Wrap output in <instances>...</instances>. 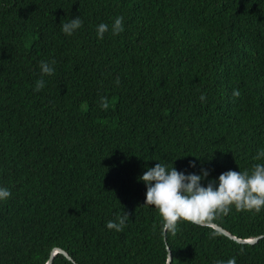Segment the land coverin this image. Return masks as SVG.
<instances>
[{
	"label": "trees",
	"instance_id": "1",
	"mask_svg": "<svg viewBox=\"0 0 264 264\" xmlns=\"http://www.w3.org/2000/svg\"><path fill=\"white\" fill-rule=\"evenodd\" d=\"M261 151L264 0H0V264H167L165 245L170 264H264V237L179 223L165 241L139 180L163 163L206 187ZM210 223L264 236V208Z\"/></svg>",
	"mask_w": 264,
	"mask_h": 264
},
{
	"label": "clouds",
	"instance_id": "2",
	"mask_svg": "<svg viewBox=\"0 0 264 264\" xmlns=\"http://www.w3.org/2000/svg\"><path fill=\"white\" fill-rule=\"evenodd\" d=\"M81 23L79 17L62 23V32L71 36L81 27ZM107 31L108 25L101 23L97 28V38L103 39ZM111 31L113 35H119L123 31V17L115 19ZM51 64L54 65L55 61ZM40 70L41 79L36 82L34 89L36 92L44 87L43 77L54 74V68L47 62H41ZM232 95L238 98L239 90H233ZM200 100L202 102L206 100L204 94H201ZM100 107L102 110L109 108L107 99H101ZM261 157H264V151L258 152L255 159L259 160ZM189 166L195 167V164ZM207 176L206 170H202L201 175H185L172 166L169 168L163 163H157L139 178L146 186L143 206H153L157 211L162 238H166L168 234L175 236L179 223L202 226L220 216L228 215L233 208L236 212L257 214L264 208V164H255L251 172L230 170L222 173L217 181H210L205 187L201 185V181ZM10 196L11 192L8 189L0 188V201H6ZM128 220V214L123 213L118 215L115 221H109L106 227L121 232ZM155 230L154 224L153 231ZM165 248L169 257L171 248L167 245ZM217 264L225 262L218 261ZM226 264H236L235 257L228 259Z\"/></svg>",
	"mask_w": 264,
	"mask_h": 264
},
{
	"label": "water",
	"instance_id": "3",
	"mask_svg": "<svg viewBox=\"0 0 264 264\" xmlns=\"http://www.w3.org/2000/svg\"><path fill=\"white\" fill-rule=\"evenodd\" d=\"M202 226H208V227H211L213 228L214 230L220 232L222 235H224L225 237L235 241L236 243L238 244H248V245H254L258 242L259 239H261L262 237L264 236H258V237H252V238H248V239H240V238H237L235 236H233L232 234H230L228 231H226L225 229H223L222 227L218 226L217 224H214V223H208V224H205V225H202ZM165 240V238H164ZM166 241V240H165ZM56 254H61L63 255L65 258H67L69 261H72L71 257L62 249H59V248H54L52 249V251L50 252V255L46 261L45 264H52L53 262V259L55 257ZM171 259H172V256H171V252L169 254V257H168V254H167V264H170L171 262Z\"/></svg>",
	"mask_w": 264,
	"mask_h": 264
}]
</instances>
